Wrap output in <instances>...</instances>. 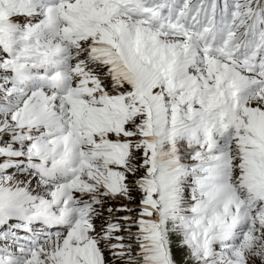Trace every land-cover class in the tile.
<instances>
[{"label":"snow or ice","instance_id":"snow-or-ice-1","mask_svg":"<svg viewBox=\"0 0 264 264\" xmlns=\"http://www.w3.org/2000/svg\"><path fill=\"white\" fill-rule=\"evenodd\" d=\"M0 226V264H264V0H0Z\"/></svg>","mask_w":264,"mask_h":264},{"label":"rangeland","instance_id":"rangeland-1","mask_svg":"<svg viewBox=\"0 0 264 264\" xmlns=\"http://www.w3.org/2000/svg\"><path fill=\"white\" fill-rule=\"evenodd\" d=\"M192 1V0H191ZM193 2V1H192ZM191 2V3H192ZM198 2V1H197ZM215 2H216V0H215ZM202 18H203V16H202ZM10 86V85H9ZM7 174L8 175H12V176H14V177H16V178H19V179H23L24 178V175L23 174H21V173H18L17 172V170L15 169V168H12V169H9L8 171H7ZM32 187L33 188H35V180H33V184H32ZM138 201H139V196H137L136 197V201L135 202H133L132 204V207L133 208H135V206H136V203H138ZM117 205H119V201H117V202H115ZM100 223V221H97V224H99ZM41 242H43V240L41 241ZM17 246L16 247H13V244H10V243H4V247H8V250L10 251V252H13V253H19V244H16ZM1 248V247H0Z\"/></svg>","mask_w":264,"mask_h":264},{"label":"trees","instance_id":"trees-1","mask_svg":"<svg viewBox=\"0 0 264 264\" xmlns=\"http://www.w3.org/2000/svg\"><path fill=\"white\" fill-rule=\"evenodd\" d=\"M176 258L178 260V264H183V260H184V257L183 255H180V254H176Z\"/></svg>","mask_w":264,"mask_h":264}]
</instances>
